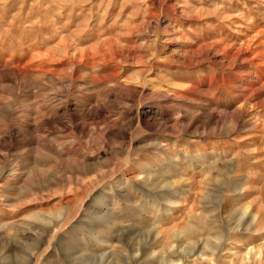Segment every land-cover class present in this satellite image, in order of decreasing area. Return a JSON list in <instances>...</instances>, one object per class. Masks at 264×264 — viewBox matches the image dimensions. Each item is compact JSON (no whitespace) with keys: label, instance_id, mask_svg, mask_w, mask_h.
Listing matches in <instances>:
<instances>
[{"label":"rangeland","instance_id":"1","mask_svg":"<svg viewBox=\"0 0 264 264\" xmlns=\"http://www.w3.org/2000/svg\"><path fill=\"white\" fill-rule=\"evenodd\" d=\"M161 256L264 264V0H0V264Z\"/></svg>","mask_w":264,"mask_h":264},{"label":"bare ground","instance_id":"2","mask_svg":"<svg viewBox=\"0 0 264 264\" xmlns=\"http://www.w3.org/2000/svg\"><path fill=\"white\" fill-rule=\"evenodd\" d=\"M171 4V3H170ZM172 6V5H171ZM175 6V4H174ZM245 39V38H244ZM247 42V41H246ZM243 44L245 45V43L243 42ZM248 44V43H247ZM246 44V45H247ZM245 45V46H246ZM240 46V45H239ZM242 46V45H241ZM243 47V46H242ZM207 50V49H206ZM205 50V51H206ZM204 51V50H203ZM210 51V50H209ZM207 53V52H206ZM209 53V52H208ZM212 53V52H211ZM239 52H236L235 55L238 56ZM183 56V55H182ZM190 59V58H189ZM248 207L249 206H246V208L242 211L241 215H240V218L239 220L242 218V217H246L248 216L250 218V221H249V226L253 225L256 223V221L258 220V217H259V210L256 211V212H252L250 214H248L247 210H248ZM238 212V211H237ZM248 219V218H247ZM238 226V227H237ZM236 226V228L233 230V232H237V231H240L241 228H239V224ZM263 229V228H262ZM256 230V229H255ZM260 231V230H259ZM257 232V230H256ZM217 241V242H216ZM216 241L214 242L215 244L210 246L208 244L206 245H203L200 247V254H199V258L202 259V257L204 256L205 253H211L212 255L214 256H218L219 252H220V249H221V246H222V243H223V240L219 239V238H216ZM227 243V242H226ZM224 245V244H223ZM198 246V245H197ZM249 248V247H248ZM261 246L258 247V249L256 247H251L249 248V250L246 251L245 253V256L249 255L251 256V254H256V251L258 250V252H260L261 250ZM257 249V250H256ZM253 252V253H252ZM220 255V254H219ZM206 257V256H205ZM204 257V259H205ZM169 257H166V256H161V258L159 259L160 261V264H177V260H168ZM156 263V262H155Z\"/></svg>","mask_w":264,"mask_h":264}]
</instances>
